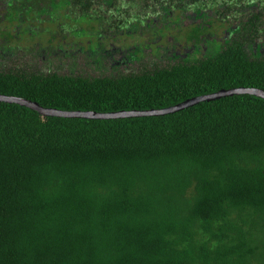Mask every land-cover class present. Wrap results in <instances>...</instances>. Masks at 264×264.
I'll use <instances>...</instances> for the list:
<instances>
[{"label": "trees", "instance_id": "trees-1", "mask_svg": "<svg viewBox=\"0 0 264 264\" xmlns=\"http://www.w3.org/2000/svg\"><path fill=\"white\" fill-rule=\"evenodd\" d=\"M94 1L67 0L65 15L48 20L63 33L87 17L109 34L157 26L165 4L174 15L219 9L220 21L242 11L232 10L242 0H115L122 15L113 18L99 15ZM28 3L0 0V21L13 19L12 9L19 18L34 11ZM246 10L232 39L203 57L98 76L8 68L0 94L109 113L264 90V12ZM39 15L25 29L37 33ZM201 26L190 39L201 41ZM11 29L0 28V44L14 37ZM0 264H264V98L235 94L116 119L43 116L0 101Z\"/></svg>", "mask_w": 264, "mask_h": 264}, {"label": "rangeland", "instance_id": "rangeland-1", "mask_svg": "<svg viewBox=\"0 0 264 264\" xmlns=\"http://www.w3.org/2000/svg\"><path fill=\"white\" fill-rule=\"evenodd\" d=\"M65 1L67 0H29L28 4L34 8V11L25 13L22 18H19L18 8L16 10L12 9L16 12L13 14L15 17L13 19L8 17L0 21V28L5 30L12 28L11 31L14 35L11 40L7 39L4 44H0V71L8 68H19L29 72L32 70L44 73L59 71L60 73H82L98 76L115 74L116 72H138L156 66H166L173 60H182L184 55H187L185 57L188 59H193L203 57L206 53L221 48L222 43L225 42L223 41L224 35L229 36L233 28L239 27L238 19L247 14L246 7L248 9L250 6L251 9L255 8L264 12V0L239 1L232 10L242 8V11L235 13L234 18L230 17V21H221L227 27H222L214 32L215 26L213 27V22L210 21L208 26L205 24V29L202 30L204 39L202 42L196 43L190 39L186 43V41L184 42L185 33L187 35L193 25L206 23L211 18L215 19L220 10L218 9V12V10L213 9L208 14L186 11L181 13L182 16L178 14L169 16L170 25H165L163 21L159 22L157 26L138 23L132 24L133 26L126 27V29L124 28L123 32L110 31L109 34L103 33L106 32L103 27L98 28L100 24L85 17L81 19L78 30L71 31L68 29L61 33L56 29V23L52 20L58 21L65 15L64 7L67 6ZM127 1H122L126 11L132 7V5L129 7ZM219 1L222 2L223 0ZM111 2L114 5L107 9V5L109 6ZM119 3H121V0L116 2L117 5ZM136 3L138 2L135 1ZM91 5V7H101V10L98 11L99 15L100 11L104 10L113 18L122 15L114 8L115 0H95ZM169 5L165 4L162 10L167 13L170 10ZM142 6V11L145 12L144 4ZM160 6L162 7V5ZM3 7L0 4V13L3 12ZM157 8L156 5H153L152 12H157L159 10ZM38 14H40L38 19L36 18L38 23L35 26L40 30L37 33H31L28 29H25L27 21L33 20ZM3 17L0 16V19H3ZM50 17L53 19L48 20ZM164 21L167 22L168 20L164 19ZM92 25H94V29L91 28ZM88 26L90 27L88 28ZM100 29L103 32H100ZM207 30L210 33L206 32ZM226 30L229 33H226ZM51 34L57 35L52 44L49 41L53 39L50 36ZM35 43L39 45V49ZM16 47H20V49L16 51V54H13L14 57L2 55V53L12 51ZM31 47L33 51H29L30 53L27 54ZM21 49L26 50V53ZM84 53H88V55ZM43 54H45L44 58Z\"/></svg>", "mask_w": 264, "mask_h": 264}, {"label": "water", "instance_id": "water-1", "mask_svg": "<svg viewBox=\"0 0 264 264\" xmlns=\"http://www.w3.org/2000/svg\"><path fill=\"white\" fill-rule=\"evenodd\" d=\"M252 94L258 97L264 98V90L256 88H234L229 90H220L215 93L201 95L185 100L175 106L163 108V109H150V110H122L117 112L99 113L95 111H64L56 108H46L41 106L39 103L28 100L26 98L17 96H8L0 94V101L8 103H17L19 105L28 107L37 111L43 116H55L65 118H90V119H116L126 117H140V116H154V115H165L174 113L190 106L196 105L205 101H213L225 96H231L235 94Z\"/></svg>", "mask_w": 264, "mask_h": 264}, {"label": "flooded vegetation", "instance_id": "flooded-vegetation-1", "mask_svg": "<svg viewBox=\"0 0 264 264\" xmlns=\"http://www.w3.org/2000/svg\"><path fill=\"white\" fill-rule=\"evenodd\" d=\"M176 12H178V10L176 11ZM210 11L209 10H205L203 13H209ZM179 13H181V9L179 10ZM183 13H185V12H183ZM193 13V12H192ZM201 13V12H200ZM174 15V13L173 12H171V10H169L167 13L166 12H164V14L162 13V19H163V23H165V25H170V21H169V16H173ZM176 16V15H175ZM181 16H182V14H181ZM164 17H167V18H164ZM161 19V18H160ZM164 19H167L168 21L167 22H165L164 21ZM210 21H212L213 23H212V26L214 27V32H217V30H219V29H221L222 27H227V25H225L224 23H221V21L218 19V20H215V19H213V18H211V20L209 19V21L208 22H206V23H198V25H202L201 27H202V29L201 30H203V29H205L204 28V26H205V24H207V26H208V23H210ZM215 21H216V23H215ZM164 25V26H165ZM193 26H195V25H193ZM192 26V27H193ZM207 28H209V27H207ZM235 30V28H233L231 31H230V35L228 36V35H224V39H223V41H225L224 43H222V46L226 43V42H228V41H230L232 38V35L234 34V31ZM228 30H226V33H229V32H227ZM192 31H190L189 32V34L191 33ZM206 32H209L208 30L206 31ZM210 33V32H209ZM216 34V33H215ZM214 34V35H215ZM190 35H188V33H187V35H186V33H185V39H184V42L186 41V43H188V40H190ZM229 38V39H228ZM161 39H162V37H161ZM200 39H201V41H196L194 38L192 39L194 42H198V43H200V42H202L204 39H203V36L201 35V37H200ZM185 56H187V55H184L182 58L183 59H187V57H185Z\"/></svg>", "mask_w": 264, "mask_h": 264}]
</instances>
